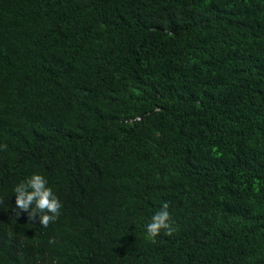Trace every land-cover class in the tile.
Masks as SVG:
<instances>
[{"label": "trees", "instance_id": "trees-1", "mask_svg": "<svg viewBox=\"0 0 264 264\" xmlns=\"http://www.w3.org/2000/svg\"><path fill=\"white\" fill-rule=\"evenodd\" d=\"M0 145V264H264V0H0Z\"/></svg>", "mask_w": 264, "mask_h": 264}, {"label": "clouds", "instance_id": "clouds-1", "mask_svg": "<svg viewBox=\"0 0 264 264\" xmlns=\"http://www.w3.org/2000/svg\"><path fill=\"white\" fill-rule=\"evenodd\" d=\"M6 147V145H0V150H6ZM13 192L15 193L16 216H19L21 212H26L29 220H35L38 216L39 224L43 227H48L59 219L62 202L48 186L45 176L34 173L25 181L17 184ZM3 204L4 198L0 197V205ZM169 208V203L163 202L159 210L151 216L150 222L146 224L147 235L153 242L161 233L173 236L177 232Z\"/></svg>", "mask_w": 264, "mask_h": 264}]
</instances>
